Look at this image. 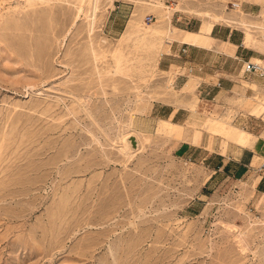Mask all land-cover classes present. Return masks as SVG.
I'll return each mask as SVG.
<instances>
[{"label": "rangeland", "instance_id": "obj_1", "mask_svg": "<svg viewBox=\"0 0 264 264\" xmlns=\"http://www.w3.org/2000/svg\"><path fill=\"white\" fill-rule=\"evenodd\" d=\"M21 1L0 0V264H264V168L190 159L213 149L205 115L264 163V82L206 106L163 63L183 56L179 17L264 43V0ZM151 100L195 111L143 131Z\"/></svg>", "mask_w": 264, "mask_h": 264}, {"label": "crops", "instance_id": "obj_2", "mask_svg": "<svg viewBox=\"0 0 264 264\" xmlns=\"http://www.w3.org/2000/svg\"><path fill=\"white\" fill-rule=\"evenodd\" d=\"M218 20V22L224 23L216 22L209 35L201 33V21H193L187 17L177 18L178 25L181 28L179 29L173 25L180 33L179 39L175 41L181 43L179 51L182 52L183 49H186V52L183 53V56L173 55V58H169L163 63L171 71L173 70L172 66H174L182 68L186 72L179 76L176 75V78L170 77L166 81V85L171 86L168 91H175L181 95L196 92L200 101L206 106H213L215 102L218 104H221V102L225 103L229 96L238 93L236 92L238 91L236 90L237 88H239V93L243 91L250 95L256 93L252 88L247 89L241 86L240 79L245 78L244 65L246 62H253V59H255L264 64V60L257 57L255 50H261V46H264V43L252 40L248 44L249 38H246V35L242 36L237 27L232 25V23H238L227 19ZM218 24H225L226 26ZM171 71H167V73H171ZM252 76L254 77L253 79L258 78L264 82V77H260L257 74H252ZM176 87L179 88L178 91L175 89ZM155 101L151 100L150 102V116L146 118L145 122L143 120V122H138V127L143 131L152 130L158 120H170L177 124L175 126H180L189 118L190 115L188 113L195 111H189L184 106L178 107L177 104ZM253 108L255 109V107ZM194 114L198 115V113ZM208 114L212 115V113ZM253 117L255 116L251 114L248 116H236L234 122L242 124L246 129L255 130ZM200 119L201 123L205 125L204 127L210 129L209 133L215 140L213 149L208 148L209 137L207 139L203 137L201 146L190 144L192 149H194L193 151L190 150V153L192 152L190 155L192 161L198 160L208 169L213 170L214 174L221 172L232 173L234 172L233 170L239 171L257 164H259L260 168H264V163L261 162L255 147L249 148L252 143V135L249 132L244 130L251 136L249 145L242 146L227 138L232 128H240L231 126L222 132L220 126L212 123L211 119L205 115L204 118L200 117ZM219 139L221 142H217ZM222 140L229 143L226 154L225 152L223 153ZM257 192L264 195V179L257 185Z\"/></svg>", "mask_w": 264, "mask_h": 264}, {"label": "built area", "instance_id": "obj_3", "mask_svg": "<svg viewBox=\"0 0 264 264\" xmlns=\"http://www.w3.org/2000/svg\"><path fill=\"white\" fill-rule=\"evenodd\" d=\"M231 7L232 9L236 10V9H239L241 5L238 3H232ZM149 21H152V18H149ZM182 52L185 53L186 49H183ZM244 73L245 74H257L260 77H264V65L248 61L244 65Z\"/></svg>", "mask_w": 264, "mask_h": 264}, {"label": "bare ground", "instance_id": "obj_4", "mask_svg": "<svg viewBox=\"0 0 264 264\" xmlns=\"http://www.w3.org/2000/svg\"><path fill=\"white\" fill-rule=\"evenodd\" d=\"M23 1V0H22ZM21 1V2H22ZM24 3L22 2V5H23ZM95 7V6H94ZM203 17H206V16H204L203 15ZM209 25L208 24H206V23H204V25H203V29H205V28H207ZM256 63H258V64H263V62H256ZM264 65V64H263ZM133 138L134 137H132V136H130V137H128V138H124V141L126 142V148L128 149V150H130V149H132L133 147H134V145H135V143L134 142H132V140H133ZM235 227V226H234ZM242 246V245H241Z\"/></svg>", "mask_w": 264, "mask_h": 264}]
</instances>
